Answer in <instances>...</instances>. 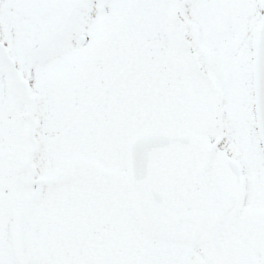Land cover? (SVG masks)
I'll return each mask as SVG.
<instances>
[{"label":"snow or ice","instance_id":"snow-or-ice-1","mask_svg":"<svg viewBox=\"0 0 264 264\" xmlns=\"http://www.w3.org/2000/svg\"><path fill=\"white\" fill-rule=\"evenodd\" d=\"M0 264H264V0H0Z\"/></svg>","mask_w":264,"mask_h":264}]
</instances>
